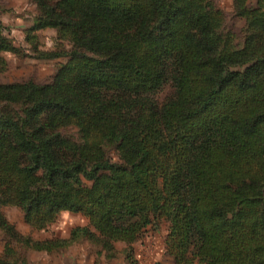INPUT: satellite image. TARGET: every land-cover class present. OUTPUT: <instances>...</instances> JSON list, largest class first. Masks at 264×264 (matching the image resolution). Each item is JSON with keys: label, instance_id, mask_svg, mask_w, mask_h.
<instances>
[{"label": "trees", "instance_id": "16d2710c", "mask_svg": "<svg viewBox=\"0 0 264 264\" xmlns=\"http://www.w3.org/2000/svg\"><path fill=\"white\" fill-rule=\"evenodd\" d=\"M32 1L28 43L54 28L69 49L32 43L67 58L54 80L0 84V264L79 237L113 254L158 219L177 264H264V0H234L239 46L213 0ZM4 52L20 49L0 21ZM7 205L33 229L65 211L90 226L36 240Z\"/></svg>", "mask_w": 264, "mask_h": 264}, {"label": "rangeland", "instance_id": "374dc122", "mask_svg": "<svg viewBox=\"0 0 264 264\" xmlns=\"http://www.w3.org/2000/svg\"><path fill=\"white\" fill-rule=\"evenodd\" d=\"M213 2L223 11L226 31L232 30L235 33V42L239 46V42L241 44L243 42L244 21L233 12L234 0H213ZM39 12L37 4L32 0H0V21L5 26V34L20 49L19 54L2 53L6 64L0 65V84L23 83L29 80L41 84L50 83L54 80L59 67L67 60L66 57L39 58L32 44L36 43L37 47L45 51L68 50L69 42L61 38L58 29L48 28L35 32L37 39L31 44L26 40V31L34 24ZM171 90V86L167 85L159 92L158 97L169 96ZM77 131L72 127L65 133L77 141L79 139ZM110 150L113 159L116 160L115 149L110 148ZM3 210L8 221L19 232L36 240L70 238L76 228L90 226L89 220L82 214L65 211L47 228L37 230L25 221L22 209L7 205ZM169 226V222L165 219L155 220L134 243L118 242L113 254L86 237H79L69 247L51 253L33 249L19 251L26 255L27 264H132L129 254L134 256L136 264H177L168 252ZM7 241L8 238L0 232V252L4 251Z\"/></svg>", "mask_w": 264, "mask_h": 264}]
</instances>
